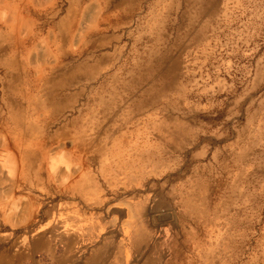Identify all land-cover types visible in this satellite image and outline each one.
I'll return each mask as SVG.
<instances>
[{
    "label": "rangeland",
    "instance_id": "rangeland-1",
    "mask_svg": "<svg viewBox=\"0 0 264 264\" xmlns=\"http://www.w3.org/2000/svg\"><path fill=\"white\" fill-rule=\"evenodd\" d=\"M129 158L130 264H264V0H0V255Z\"/></svg>",
    "mask_w": 264,
    "mask_h": 264
},
{
    "label": "crops",
    "instance_id": "crops-1",
    "mask_svg": "<svg viewBox=\"0 0 264 264\" xmlns=\"http://www.w3.org/2000/svg\"><path fill=\"white\" fill-rule=\"evenodd\" d=\"M84 177L94 183L90 191L55 197L46 217L32 219L15 238L12 257L0 255V264H130V203L148 200L149 191H140L144 177L130 158L86 170Z\"/></svg>",
    "mask_w": 264,
    "mask_h": 264
},
{
    "label": "bare ground",
    "instance_id": "bare-ground-1",
    "mask_svg": "<svg viewBox=\"0 0 264 264\" xmlns=\"http://www.w3.org/2000/svg\"><path fill=\"white\" fill-rule=\"evenodd\" d=\"M104 134V133H103ZM93 156V155H92ZM112 161V160H111ZM112 163V162H111ZM126 182V181H125ZM178 255V254H177ZM149 264V263H148Z\"/></svg>",
    "mask_w": 264,
    "mask_h": 264
}]
</instances>
